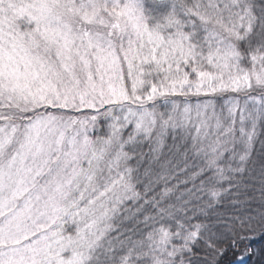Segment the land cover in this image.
<instances>
[{"label":"snow or ice","instance_id":"6c2138e0","mask_svg":"<svg viewBox=\"0 0 264 264\" xmlns=\"http://www.w3.org/2000/svg\"><path fill=\"white\" fill-rule=\"evenodd\" d=\"M257 238L264 0H0V264H246Z\"/></svg>","mask_w":264,"mask_h":264},{"label":"trees","instance_id":"16d2710c","mask_svg":"<svg viewBox=\"0 0 264 264\" xmlns=\"http://www.w3.org/2000/svg\"><path fill=\"white\" fill-rule=\"evenodd\" d=\"M247 247L250 249L251 254L246 257V264H264V239L257 238L248 243ZM237 259V252L229 250L224 258V264H236Z\"/></svg>","mask_w":264,"mask_h":264}]
</instances>
